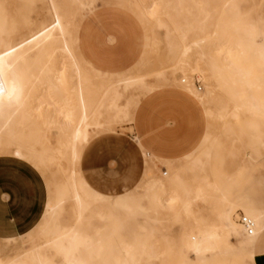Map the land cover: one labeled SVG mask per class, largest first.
<instances>
[{
	"label": "bare ground",
	"instance_id": "6f19581e",
	"mask_svg": "<svg viewBox=\"0 0 264 264\" xmlns=\"http://www.w3.org/2000/svg\"><path fill=\"white\" fill-rule=\"evenodd\" d=\"M47 1L53 24L48 29L42 25L36 33L32 14ZM59 1L61 4L55 0H0V154L32 164L48 189L49 179L53 181L44 217L31 233L21 237L30 238L14 248L12 255L7 254L9 249L0 248V264H207L211 260L254 264V256L264 253V210L238 208L233 199L235 188L223 189L209 170L205 171L208 177L204 186L200 184L203 174L197 181L188 175L186 181L172 175L175 170L169 165L192 160L194 153L206 146L208 135L175 160L153 154L147 159L143 150L144 173L135 191L146 195L132 204L124 196L110 197L92 190L79 168L82 150L93 137L133 122L141 100L139 91L148 95L164 86H175L200 104L204 108L201 115L209 124L245 117L251 120L256 136H264V99L232 90L252 81L264 89V34L260 35L263 45H257L258 30L241 17L240 1L121 0L127 5L133 2L144 20L157 8L161 17L156 18L155 27L164 28L168 38H176L169 42L173 80L165 72L157 74L156 85L128 78L103 94L104 85L93 83L79 66L73 41L62 24L64 14L82 10L94 0ZM12 5L16 21L8 26L6 15ZM216 16L221 22L212 33L211 22ZM23 25L30 40L18 46L12 29L20 30ZM179 40L192 42L185 45ZM225 40L231 46V60L226 64L212 55V45ZM195 72L204 77L203 92L194 83ZM156 162L167 167L165 178L162 172L161 176L155 172ZM226 181L230 187L236 184L232 178ZM68 206L73 213L71 220L66 218ZM237 210L241 211L239 217L253 221L251 235L239 217L238 223L235 221ZM135 213L141 216L140 223L132 217ZM164 220L174 224L172 237L159 234L165 231L157 227ZM92 221L105 222L106 227H97ZM124 227L125 235L116 241ZM241 232L243 240L239 241ZM104 250L107 258L103 257Z\"/></svg>",
	"mask_w": 264,
	"mask_h": 264
},
{
	"label": "rangeland",
	"instance_id": "374dc122",
	"mask_svg": "<svg viewBox=\"0 0 264 264\" xmlns=\"http://www.w3.org/2000/svg\"><path fill=\"white\" fill-rule=\"evenodd\" d=\"M10 3L13 0H9ZM56 4H61L59 0H55ZM240 1V11L241 17L248 23L252 24L256 31L258 32L257 45L262 46L261 36L264 34V0H239ZM133 3V2H131ZM125 4L121 0H94L92 4L88 7H85L82 10H78L75 12H71L69 14H64V19L62 20L63 27L65 31L69 34V38L72 39V49L77 59V62L81 69L89 74L92 78L93 83H102L104 85V89L101 90V94H103L107 89L111 86L115 85L117 82L124 79H144L150 85H156L157 82V74L159 72H165V76L171 80L170 73L173 68V55L169 53V42H174L176 40L172 39L173 36L167 37L166 30L164 28L157 29L156 18L161 17L156 7L153 8V16H148L147 19L144 20L143 14L139 11L133 4ZM51 4L47 1L43 5H38L37 9L34 10L32 14V19L34 20L33 30L35 32H39V28L44 25V29H48L53 24V18L51 14ZM97 6H114L124 11L128 12L130 15L134 16L137 20L139 26L141 27V38H140V56L138 60L128 69L120 72H108V70L103 71V69L97 68L93 63L87 61L85 57H83V53L81 51L80 46V37H79V29L82 21L90 14L94 12ZM13 5L8 8V14L6 15L7 25L12 26V24L16 21V16L13 11ZM50 8V9H49ZM137 9V10H136ZM10 11V12H9ZM12 11V12H11ZM156 11V12H155ZM46 12V13H45ZM45 13V14H44ZM38 14V15H37ZM47 19H46V18ZM164 19L165 16H163ZM43 18V19H42ZM216 19V20H215ZM44 20V21H43ZM150 20V21H149ZM215 20V21H214ZM211 22L210 31L214 33L217 30V25L220 24L221 18L215 17ZM36 23V24H35ZM28 25V23H27ZM26 25H23L20 30L12 29V33L15 34L14 38L17 41V45H23L27 41L30 40V37L27 34V31L24 30ZM22 31V32H21ZM261 35V36H260ZM175 37V36H174ZM68 39V37H66ZM213 38V37H212ZM112 42L113 40L110 38L109 40ZM199 41V39L195 40ZM181 44L188 45L190 42ZM221 45H212V55L215 56L218 61L221 63L230 62V53L228 52L231 49V46L225 41ZM214 53V54H213ZM217 55V56H216ZM256 56L253 54V57ZM220 59V60H219ZM239 62V61H237ZM93 65V67H92ZM100 69V70H99ZM260 72V70H257ZM194 83L198 90L204 91V77L201 73L195 72L193 73ZM156 80V81H154ZM155 82V83H154ZM197 82V84H196ZM154 83V84H153ZM199 87V88H198ZM171 88L177 89L175 86L170 87H160L158 89ZM258 88V89H257ZM178 90V89H177ZM235 92L243 91L249 97H257L264 99V89H262V85L258 84L256 81H252L251 84H243L241 86H236L232 89ZM179 91V90H178ZM155 92V91H154ZM217 93V92H216ZM140 94V95H139ZM151 94V93H150ZM140 98L142 99V95L144 97L148 96L147 94H143V92L138 93ZM216 95L224 96L218 92ZM143 97V98H144ZM193 102V101H192ZM201 116L200 120V137L205 131V135L202 137L203 140L206 135L209 137V141L207 142L205 147H202L200 150H197L194 153L192 160L188 162H177L170 163V167H172L175 171L172 175L178 176L182 180H188L194 178H201V186L206 185L204 178H207L205 171L210 172L212 177L223 185V189L232 191L233 188L235 190L238 188L239 191H242V188L245 184H251L254 180H257L258 166L254 159L259 155L260 157H264V136L258 138L254 132V130L250 127L251 120L243 117L241 120H228L224 119L223 121H214L209 122L205 117L201 115V112L204 110L200 104L193 102ZM199 105V106H198ZM126 124H131L128 122H124L121 125H118L116 129H120L123 131L131 132V128L124 129L123 126ZM210 125V126H209ZM200 140V143H201ZM199 143V144H200ZM213 143V144H212ZM198 144V145H199ZM212 144V145H211ZM146 153L147 159H151L152 155L147 151ZM208 154V156L206 155ZM14 158L10 157H0V248L9 249L7 254L12 255L13 249H17L16 247H21L22 241L28 240L30 237H26L24 239L18 238V235H22L31 229L39 220L44 204L47 198L48 191V202L51 199L50 191L53 188V181L50 180V187L46 190L45 182L42 176L31 168L29 165L21 162H17L13 160ZM194 160V161H193ZM192 161V162H191ZM199 162V163H197ZM156 162L155 172L161 176V172L164 174L167 173V167L161 163ZM164 165V166H163ZM204 171V172H203ZM199 174H197V173ZM200 174L203 176H200ZM189 177H188V176ZM169 176V175H168ZM187 176V177H185ZM232 178L233 181L236 182L234 185H229L230 182L226 181V179ZM245 179V180H243ZM243 181V182H242ZM223 184H222V183ZM233 187V188H232ZM146 193L142 190L135 191L132 189L127 193H124L119 196H124L129 201L128 203L132 204V202H139L143 199V196ZM140 197V198H139ZM260 197V196H259ZM69 208V206L67 207ZM239 213L234 212V219L238 223ZM66 218H73V213L69 208L67 212ZM135 222L140 223L142 218L139 214L134 216ZM72 221H74L72 219ZM98 222V223H97ZM163 227L165 225L166 220L162 221ZM168 222V223H167ZM165 227L157 226L159 229L164 230L159 232V234L164 235L166 237H172L174 232V228H171L174 224L171 221H167ZM97 227H106L105 222L100 221H92ZM71 224H74L71 223ZM80 229L84 228L83 225H79ZM168 227V228H167ZM169 227L171 229H169ZM169 229V230H168ZM173 229V230H172ZM171 231V233H170ZM34 231V233H36ZM168 232V233H167ZM126 228H122L119 231V235L115 237L116 241H119L122 238V235H125ZM165 233V234H164ZM102 236L105 232H101ZM7 238H15V239H7ZM238 240H243V233L239 234ZM232 243L237 245L238 241L233 240ZM30 244H24V247L28 248ZM11 249V250H10ZM105 249V247H104ZM178 251V250H177ZM11 253V254H10ZM14 253V252H13ZM108 252L104 250L103 257L107 258ZM94 264H105L103 262L94 263ZM155 264H158L157 262ZM207 264H227V263H218L217 261L211 260ZM235 264V263H228Z\"/></svg>",
	"mask_w": 264,
	"mask_h": 264
},
{
	"label": "crops",
	"instance_id": "0c3cea01",
	"mask_svg": "<svg viewBox=\"0 0 264 264\" xmlns=\"http://www.w3.org/2000/svg\"><path fill=\"white\" fill-rule=\"evenodd\" d=\"M141 36V27L135 17L114 6H97L79 29L84 57L96 67L114 72L124 71L138 60ZM133 117L131 124L123 126L126 130L131 128V132L120 129L103 132L93 137L82 150L81 176L101 195L115 197L134 189L144 173L143 150L161 159L175 160L198 146L206 134L204 131L200 137L201 116L197 106L177 89H158L142 98ZM0 157L14 158L37 171L17 156L0 154ZM254 162L258 166L257 180L245 184L242 191L237 188L233 199L238 208L264 210V157L257 155ZM44 182L47 190L45 179ZM47 205L48 191L38 222L18 238L38 226ZM238 211L241 212L237 210L236 213ZM253 261L264 264V253L256 254Z\"/></svg>",
	"mask_w": 264,
	"mask_h": 264
},
{
	"label": "built area",
	"instance_id": "2783aa9c",
	"mask_svg": "<svg viewBox=\"0 0 264 264\" xmlns=\"http://www.w3.org/2000/svg\"><path fill=\"white\" fill-rule=\"evenodd\" d=\"M239 223L241 224V226L243 227V229L245 230L247 234L251 235L253 233L254 223L251 219H249L248 217H245L244 215H240Z\"/></svg>",
	"mask_w": 264,
	"mask_h": 264
}]
</instances>
